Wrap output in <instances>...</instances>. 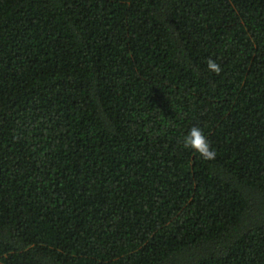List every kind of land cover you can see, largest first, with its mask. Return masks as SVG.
<instances>
[{"label": "trees", "instance_id": "obj_1", "mask_svg": "<svg viewBox=\"0 0 264 264\" xmlns=\"http://www.w3.org/2000/svg\"><path fill=\"white\" fill-rule=\"evenodd\" d=\"M0 264H264V0H0Z\"/></svg>", "mask_w": 264, "mask_h": 264}, {"label": "clouds", "instance_id": "obj_2", "mask_svg": "<svg viewBox=\"0 0 264 264\" xmlns=\"http://www.w3.org/2000/svg\"><path fill=\"white\" fill-rule=\"evenodd\" d=\"M206 63L209 71L215 74H219L222 71L213 59L209 58ZM182 143L185 149L193 150L205 161H213L217 156L216 151L211 147L208 138L200 127H191L188 134L183 137Z\"/></svg>", "mask_w": 264, "mask_h": 264}]
</instances>
